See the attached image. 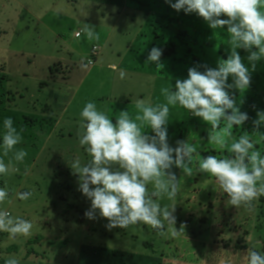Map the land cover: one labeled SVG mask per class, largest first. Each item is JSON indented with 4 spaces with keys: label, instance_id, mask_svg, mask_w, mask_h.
I'll list each match as a JSON object with an SVG mask.
<instances>
[{
    "label": "rangeland",
    "instance_id": "rangeland-1",
    "mask_svg": "<svg viewBox=\"0 0 264 264\" xmlns=\"http://www.w3.org/2000/svg\"><path fill=\"white\" fill-rule=\"evenodd\" d=\"M84 23L96 27L98 41L87 39L81 31ZM228 39L227 26L211 29L197 14L177 12L165 0H0V140L8 117L22 136L7 156L0 142V159L9 167L0 175V188L9 192L0 210L33 224L28 237L10 239L0 232V264L10 258L19 264H78L81 257L91 264L95 252L110 264H247V249L264 254V196L251 205L231 206L215 178L198 171L205 153L231 157V144L242 135L264 157V122L254 124L264 114V59L251 71L244 49L237 52L251 71L250 86L228 91L249 119L228 129L231 135L221 121L217 131L225 138L224 147L209 142L211 126L201 118L179 104L169 106L168 143L175 147L188 140L197 148L192 161L198 160L190 165L192 176L174 166L177 195L157 201L162 208L174 207V227L180 231L183 226L177 236L170 231L159 235L143 223L109 230L98 212L96 219L86 218L91 201L79 191V178L70 167L77 158L82 165L92 159L87 146L79 144L80 113L88 102L114 123L121 111L135 120L142 114L137 99L165 103L161 89L174 91L177 79L188 78L189 68L199 66L203 72V66L216 68L219 59L228 58ZM153 47L162 50L160 68L147 62ZM142 130L154 135L147 126ZM19 149L27 152L22 162L13 159ZM147 187L153 190L151 183ZM21 192L32 195L20 200L16 194ZM128 255H134L133 261Z\"/></svg>",
    "mask_w": 264,
    "mask_h": 264
},
{
    "label": "clouds",
    "instance_id": "clouds-1",
    "mask_svg": "<svg viewBox=\"0 0 264 264\" xmlns=\"http://www.w3.org/2000/svg\"><path fill=\"white\" fill-rule=\"evenodd\" d=\"M177 12L195 13L203 18L211 29H222L227 26L230 54L227 59H219L216 68L199 66L188 69V78L177 79L175 90L162 88L165 103L151 104L143 99L135 101L142 114L135 120L129 117L128 111L119 112L115 123L106 114L97 110L94 102H88L82 109L81 124L83 134L79 138L81 146H87L86 152L91 160L82 165L79 158L70 167L79 178V191L91 201V207L85 217L94 220L97 212L108 223L106 228H127L130 225L143 223L157 230L159 235L177 236L181 230L174 227L176 217L174 207L162 208L158 199L167 195L174 199L177 195L179 179L172 168L175 166L184 175L192 176L190 166L193 154L197 152L194 144L188 140H179L176 146L168 143L166 124L169 106L179 104L191 115L201 118L211 126L208 140L224 147L226 141L217 129L221 121H226L224 132L234 125L240 126L249 117L236 105L229 89H247L251 82V71L256 62L264 59V0H165ZM227 17L222 19L221 17ZM95 26L84 23L81 31L89 41L100 39ZM76 37H80L77 33ZM237 49L249 52L247 57L251 71L242 62ZM255 49V50H253ZM97 48H94L96 51ZM162 50L153 47L147 57L161 67ZM94 64V63H91ZM121 79L126 73L121 70ZM229 77L232 83H228ZM254 121L256 126L262 122L264 114H258ZM149 127L154 135H148L142 129ZM2 145L7 156L21 142L22 136L11 117L3 121ZM228 135H231L228 132ZM254 144L247 135H242L231 144L232 156L218 159L214 155L202 158L198 164L200 173L211 174L220 189L227 194L231 206L251 205L252 201L264 196V157L253 150ZM27 156L23 149L14 151L13 159L22 162ZM9 167L0 159V175L7 174ZM153 185L149 192L148 184ZM20 200H27L32 193L16 194ZM9 197L7 188H0V204ZM169 226L166 229L165 225ZM31 221L13 217L7 210H0V232L9 234L10 239L18 236L28 237L32 233ZM247 264H264V254L249 248L245 252ZM6 264H19L10 258Z\"/></svg>",
    "mask_w": 264,
    "mask_h": 264
},
{
    "label": "trees",
    "instance_id": "trees-1",
    "mask_svg": "<svg viewBox=\"0 0 264 264\" xmlns=\"http://www.w3.org/2000/svg\"><path fill=\"white\" fill-rule=\"evenodd\" d=\"M97 48V47H96ZM97 50H98V48H97ZM97 50L96 51H94V52H97ZM169 50V49H168ZM172 50L173 49H171V52H172ZM63 62H61V60L59 61V62H57L56 64H55V66H60L61 64H62ZM91 63H94L92 60H89V65L90 66H94V64H91ZM51 72H52V70H51ZM49 107L47 106V109H48ZM47 114V111H43V113H42V115H43V117H44V119L46 120V121H50V123H51V119H48L49 117H47L48 115H46ZM32 122H35V119H32L31 120ZM2 140H0V142H1ZM205 154H207L206 156H208V155H210V154H208V153H205ZM206 156H203L202 158H204V157H206ZM198 160L196 159L194 162L192 161V163H196ZM213 206H214V204L213 203H211V207H209V220L211 219L210 218V213L211 212H213L212 211V209H213ZM220 212V210L219 209H217V207H216V212H215V214H217V213H219ZM216 219L217 218H215V220H212V223H210L209 224V226L210 225H212L213 226V224H215V221H216ZM208 220V218L206 217V218H202V222H206ZM211 237H212V235H210ZM241 249H246V246L244 247V248H241ZM254 250H256V251H258V252H260L258 249H254ZM115 253V252H114ZM95 255H96V257H97V259H96V261L94 262V263H91V264H110V259L109 258H102V256L100 255V254H98V253H96L95 252ZM114 256H116L117 257V254L115 253L114 254ZM121 257H120V259L121 258H123V256L122 255H120ZM134 257V255H128L126 258L128 259V260H131V261H133L132 260V258ZM87 258V257H86ZM119 258V257H118ZM127 259H125V260H127ZM146 260H147V262H149V260H150V258H146ZM120 264H125L122 260H120ZM78 264H88V262H85V260H84V258H80V260H79V263ZM126 264H129V262L127 261V263Z\"/></svg>",
    "mask_w": 264,
    "mask_h": 264
},
{
    "label": "crops",
    "instance_id": "crops-1",
    "mask_svg": "<svg viewBox=\"0 0 264 264\" xmlns=\"http://www.w3.org/2000/svg\"><path fill=\"white\" fill-rule=\"evenodd\" d=\"M76 35H77V33H76Z\"/></svg>",
    "mask_w": 264,
    "mask_h": 264
}]
</instances>
